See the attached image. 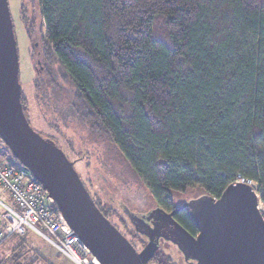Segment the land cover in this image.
<instances>
[{"label":"trees","instance_id":"16d2710c","mask_svg":"<svg viewBox=\"0 0 264 264\" xmlns=\"http://www.w3.org/2000/svg\"><path fill=\"white\" fill-rule=\"evenodd\" d=\"M34 4L47 83L68 93L72 117L116 147L157 207L172 210V195L194 188L217 199L236 176L264 200V0ZM20 16L31 40L33 21L23 7ZM42 86L35 78V90ZM24 101L21 93L26 116ZM176 220L197 233L186 211ZM6 245L7 264H46L24 236ZM148 264L174 263L156 252Z\"/></svg>","mask_w":264,"mask_h":264},{"label":"water","instance_id":"95a60500","mask_svg":"<svg viewBox=\"0 0 264 264\" xmlns=\"http://www.w3.org/2000/svg\"><path fill=\"white\" fill-rule=\"evenodd\" d=\"M21 93L14 26L8 1L0 0V140L48 193L98 264H148L161 239L176 244L184 260L195 264H264V221L256 192L241 183L229 185L217 199L202 195L169 213L156 209L151 225L128 212L136 232L147 238L137 251L98 209L74 162L30 126ZM183 209L195 235L173 219Z\"/></svg>","mask_w":264,"mask_h":264},{"label":"rangeland","instance_id":"374dc122","mask_svg":"<svg viewBox=\"0 0 264 264\" xmlns=\"http://www.w3.org/2000/svg\"><path fill=\"white\" fill-rule=\"evenodd\" d=\"M9 12L14 26L19 59V78L22 96L25 99V113L30 126L42 137L50 138L58 144V148L74 162V169L81 178L93 201L103 210L105 217L120 233L140 251L147 243V238L136 232L131 225L127 213L136 216H148L157 206L148 191L120 155L116 147L103 135L90 133L86 126L79 123L68 112V93L65 90L52 89L37 65L40 48V20L34 0H7ZM21 7L27 20L33 21L34 34L28 40L25 27L21 21ZM32 51L34 52L32 58ZM35 69V70H34ZM38 71V75L36 72ZM45 81L35 90L34 79ZM48 88V89H47ZM0 159L5 164L16 163L0 140ZM258 193V192H257ZM204 195L197 188L182 194H173L174 207L180 206L191 199ZM258 196L261 198L260 194ZM0 201L11 204L9 195L0 187ZM0 204V212H1ZM28 247L34 248L38 257L45 259L46 264H73L65 256L44 239L30 230L24 235ZM158 253L170 258L174 264H188L180 251L171 243L160 240ZM11 249L0 247L1 264H7ZM37 255L32 254L29 262ZM35 264H41L36 262Z\"/></svg>","mask_w":264,"mask_h":264},{"label":"built area","instance_id":"2783aa9c","mask_svg":"<svg viewBox=\"0 0 264 264\" xmlns=\"http://www.w3.org/2000/svg\"><path fill=\"white\" fill-rule=\"evenodd\" d=\"M236 183L247 184L255 190L257 210L264 221V200L258 196L255 184L239 176L233 182ZM0 187L11 199L10 205L0 201V247L8 236H24L30 230L73 264H96L80 238L67 226L48 193L25 167L5 164L0 159Z\"/></svg>","mask_w":264,"mask_h":264},{"label":"flooded vegetation","instance_id":"af4514ba","mask_svg":"<svg viewBox=\"0 0 264 264\" xmlns=\"http://www.w3.org/2000/svg\"><path fill=\"white\" fill-rule=\"evenodd\" d=\"M197 199V198H196ZM192 200V199H191ZM190 201V200H189ZM185 204V203H184ZM183 205V204H182ZM182 205H180V206H182ZM180 206H177V207H174L172 210H170V211H167V210H164V209H162V208H159V207H157L156 209H162V210H164L165 212H167V213H169V212H171V211H173V210H175L176 208H178V207H180ZM182 211H186L187 212V214H188V211H187V209H183V210H181V211H179V212H182ZM178 212V213H179ZM177 213V214H178ZM177 214L176 215H174L173 216V219L177 222V220H176V216H177ZM133 215V214H132ZM135 218L137 217V218H140V219H143L147 224H149V225H151V223H152V216H151V219L149 220V221H147L146 219L150 216L149 214H148V216H143V217H138V216H136V215H133ZM178 223V222H177ZM179 224V223H178ZM132 225V224H131ZM180 225V224H179ZM181 226V225H180ZM195 235V234H194ZM146 238V237H145ZM162 240V239H161ZM160 242V241H159ZM166 242H168V243H171L172 245H174L179 251H180V249L178 248V246L176 245V244H174V243H172V242H169V241H166ZM180 253H181V251H180ZM182 254V253H181ZM183 256V255H182ZM184 258V257H183ZM185 261V260H184ZM186 263H188V264H195V261L194 260H191V259H188L187 261H185Z\"/></svg>","mask_w":264,"mask_h":264},{"label":"bare ground","instance_id":"6f19581e","mask_svg":"<svg viewBox=\"0 0 264 264\" xmlns=\"http://www.w3.org/2000/svg\"><path fill=\"white\" fill-rule=\"evenodd\" d=\"M96 264H98L96 261H95Z\"/></svg>","mask_w":264,"mask_h":264}]
</instances>
